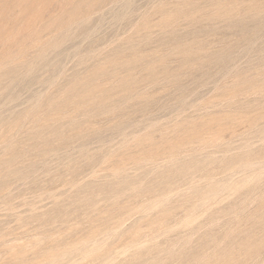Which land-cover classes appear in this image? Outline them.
Segmentation results:
<instances>
[{
  "label": "rangeland",
  "instance_id": "obj_1",
  "mask_svg": "<svg viewBox=\"0 0 264 264\" xmlns=\"http://www.w3.org/2000/svg\"><path fill=\"white\" fill-rule=\"evenodd\" d=\"M264 264V0H0V264Z\"/></svg>",
  "mask_w": 264,
  "mask_h": 264
},
{
  "label": "bare ground",
  "instance_id": "obj_2",
  "mask_svg": "<svg viewBox=\"0 0 264 264\" xmlns=\"http://www.w3.org/2000/svg\"><path fill=\"white\" fill-rule=\"evenodd\" d=\"M50 264V263H49Z\"/></svg>",
  "mask_w": 264,
  "mask_h": 264
}]
</instances>
